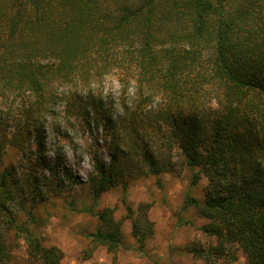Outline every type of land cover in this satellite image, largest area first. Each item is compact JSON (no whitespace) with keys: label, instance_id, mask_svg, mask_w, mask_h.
<instances>
[{"label":"trees","instance_id":"trees-1","mask_svg":"<svg viewBox=\"0 0 264 264\" xmlns=\"http://www.w3.org/2000/svg\"><path fill=\"white\" fill-rule=\"evenodd\" d=\"M110 74L118 92L104 89ZM58 102L65 118L102 128L106 157L89 147L96 201L139 175L199 166L191 183L208 178L205 198L186 203L208 219L216 250L238 243L248 264H264V0H0V156L25 150ZM22 174L0 172V226L24 235L32 264H62L11 205L64 180L31 160ZM89 211L100 220L91 241L116 252L121 221ZM146 223L134 219L140 247ZM8 256L0 230V264Z\"/></svg>","mask_w":264,"mask_h":264},{"label":"rangeland","instance_id":"rangeland-1","mask_svg":"<svg viewBox=\"0 0 264 264\" xmlns=\"http://www.w3.org/2000/svg\"><path fill=\"white\" fill-rule=\"evenodd\" d=\"M103 86L105 91L120 89L113 74L105 78ZM63 106L56 103L59 115L49 116L40 125L25 150L7 146L0 156V172L13 166L23 177L31 160L46 175L64 180L60 191L43 190L40 196L28 199L25 208L11 205L18 223L28 226L43 245L62 250V264H248V256L238 243L225 242L223 253H218L221 242L203 228L208 219L186 203L187 194L205 198L208 178L200 173L197 183H191L199 166L192 169L178 163L172 173L139 175L129 180L127 189L116 184L96 201L88 182L92 170L89 147L99 148L106 157L99 139L102 128L82 124L75 117L65 118ZM108 207L121 221V244L116 252L91 241L100 220L89 210L100 212ZM135 218L147 220L151 226L143 247L133 232ZM0 230L8 244L6 264H32L24 235L5 224Z\"/></svg>","mask_w":264,"mask_h":264}]
</instances>
